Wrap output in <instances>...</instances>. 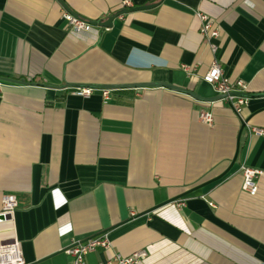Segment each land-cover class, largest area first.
I'll return each instance as SVG.
<instances>
[{
	"label": "crops",
	"instance_id": "0c3cea01",
	"mask_svg": "<svg viewBox=\"0 0 264 264\" xmlns=\"http://www.w3.org/2000/svg\"><path fill=\"white\" fill-rule=\"evenodd\" d=\"M63 1L86 22L155 5L74 30L58 0H0V76L13 79H1L0 208L17 200L0 244L19 241L25 264H71L72 241L106 233L88 264L139 249L136 264H264V132L252 130H264V0ZM196 12L218 26L214 55ZM214 56L246 85L239 114L207 99ZM145 82L186 91L102 96ZM242 166L260 170L253 194Z\"/></svg>",
	"mask_w": 264,
	"mask_h": 264
},
{
	"label": "built area",
	"instance_id": "2783aa9c",
	"mask_svg": "<svg viewBox=\"0 0 264 264\" xmlns=\"http://www.w3.org/2000/svg\"><path fill=\"white\" fill-rule=\"evenodd\" d=\"M128 4L127 0L123 2ZM201 21L200 35L207 43L210 51L214 55L217 50V43L214 41L219 36V29L215 21L203 12H196ZM64 18L74 30L90 28V24L80 18L64 12ZM185 71H189L190 67L186 64L182 65ZM202 79L210 84L218 95H223L222 99L226 100L233 110L239 114L241 106L247 101L248 96L236 94L233 92H246V85L242 80H231L224 75L219 60L214 56L207 71L203 74ZM3 81L0 79V92L2 91ZM93 89L91 87H78L75 90L77 95L89 96ZM104 100L109 97L110 89H101ZM202 122L211 124L213 122V114L209 110H201L198 114ZM257 134H263L261 128H252ZM243 181L242 187L250 193H255L257 190L256 177L260 174V170L250 167H241ZM17 206V200L14 194L6 193L1 198L0 220H5L11 216ZM110 246V239L106 233L89 237L82 241H72L65 248V252L71 258V264H88L85 260L87 253L95 250L98 247L107 248ZM147 254L145 249H139L131 252L128 255L114 254L97 264H136L141 258ZM0 264H25L19 241L13 239L9 242L0 244Z\"/></svg>",
	"mask_w": 264,
	"mask_h": 264
},
{
	"label": "water",
	"instance_id": "95a60500",
	"mask_svg": "<svg viewBox=\"0 0 264 264\" xmlns=\"http://www.w3.org/2000/svg\"><path fill=\"white\" fill-rule=\"evenodd\" d=\"M60 2V4L67 10L69 11L72 15H77L75 12H73L68 6L67 4L63 1V0H58ZM155 4H143V5H137V6H133V7H124L120 10H117L116 12H113L111 15H109L105 20H102V21H88L87 23H90V24H93V25H103V26H109L112 22V20L119 14L121 13H124V12H128V11H132V10H136V9H143V8H149L151 6H153ZM78 17V16H76ZM0 79H3V80H10L12 81L13 79L11 78H8V77H1L0 76ZM146 86H163V87H167V88H170V89H173V90H177V91H186L184 88H181L179 86H176V85H173V84H170V83H167V82H145V83H131V84H108L106 85L105 87L106 88H128V87H146ZM233 93H236V94H241V95H245V96H248V94L246 92H233ZM190 94L194 97H198V98H201V99H205L201 96H199L198 94H195L193 92H190ZM224 96L223 95H217L215 97H211V98H207V99H220V98H223ZM244 126V122H242V128ZM180 196H177L175 198H171L170 200H167L166 202L168 201H172L174 199H177L179 198Z\"/></svg>",
	"mask_w": 264,
	"mask_h": 264
}]
</instances>
